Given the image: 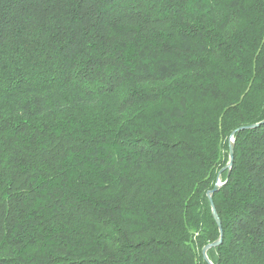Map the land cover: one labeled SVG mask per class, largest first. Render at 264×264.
<instances>
[{
  "label": "trees",
  "instance_id": "1",
  "mask_svg": "<svg viewBox=\"0 0 264 264\" xmlns=\"http://www.w3.org/2000/svg\"><path fill=\"white\" fill-rule=\"evenodd\" d=\"M263 122L264 0H0V264H264Z\"/></svg>",
  "mask_w": 264,
  "mask_h": 264
},
{
  "label": "water",
  "instance_id": "2",
  "mask_svg": "<svg viewBox=\"0 0 264 264\" xmlns=\"http://www.w3.org/2000/svg\"><path fill=\"white\" fill-rule=\"evenodd\" d=\"M264 123V122H263ZM260 124H254V125H250V126H247V127H241L239 129H237V131L233 132V134L231 135V138H230V161L229 163L227 164V166L221 171V172H224V171H228L229 173L231 172L232 170V167H233V163H234V151H235V139H234V135L237 133V132H241L243 130H247V129H255L257 127H259ZM223 184L221 183L220 179L218 180L217 184H216V187L213 191L209 192L208 193V197L210 199V202H211V206H212V212H213V216H214V219L216 220L217 222V225L220 229V233H221V236L220 238L212 243V244H209L207 245L206 247L203 248L202 250V254H203V257H204V260L207 261L209 264H212L208 258V251L212 248H217L218 246L221 245L222 243V238H223V230H222V222L220 220V217L217 213V210L214 206V203H213V200H212V196L213 194L218 191L220 189V187L222 186Z\"/></svg>",
  "mask_w": 264,
  "mask_h": 264
}]
</instances>
